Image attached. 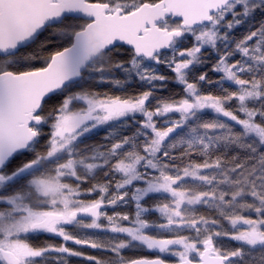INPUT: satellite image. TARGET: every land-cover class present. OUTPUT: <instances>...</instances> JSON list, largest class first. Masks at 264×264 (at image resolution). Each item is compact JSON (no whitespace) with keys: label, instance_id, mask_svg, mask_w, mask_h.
I'll list each match as a JSON object with an SVG mask.
<instances>
[{"label":"snow or ice","instance_id":"6c2138e0","mask_svg":"<svg viewBox=\"0 0 264 264\" xmlns=\"http://www.w3.org/2000/svg\"><path fill=\"white\" fill-rule=\"evenodd\" d=\"M0 264H264V0H0Z\"/></svg>","mask_w":264,"mask_h":264}]
</instances>
